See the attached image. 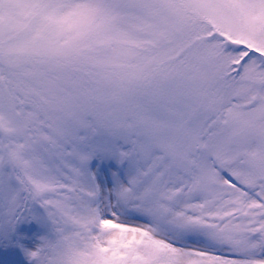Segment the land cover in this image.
Instances as JSON below:
<instances>
[{"label":"snow or ice","instance_id":"obj_1","mask_svg":"<svg viewBox=\"0 0 264 264\" xmlns=\"http://www.w3.org/2000/svg\"><path fill=\"white\" fill-rule=\"evenodd\" d=\"M0 264H264V0H0Z\"/></svg>","mask_w":264,"mask_h":264}]
</instances>
